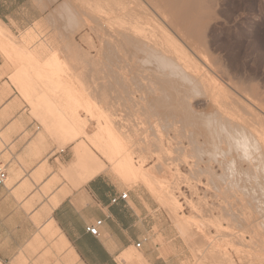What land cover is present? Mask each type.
<instances>
[{
    "label": "bare ground",
    "instance_id": "obj_1",
    "mask_svg": "<svg viewBox=\"0 0 264 264\" xmlns=\"http://www.w3.org/2000/svg\"><path fill=\"white\" fill-rule=\"evenodd\" d=\"M207 2V0H96L94 6H88L90 8L95 7L94 10L88 8V19H91V14L99 21V28H96L99 35L96 37L100 38L99 46L104 47L99 48L102 49L101 53L103 49L105 54L108 52L107 54L110 55L108 58L114 63L113 67L117 70L112 69V71H116V75H114L117 77V86L115 87L123 89L129 83L135 84L140 89L142 101L146 100L145 95H148L154 110L160 109L165 112V119L172 120V126L175 124L179 126L180 130H177L176 125L174 126L177 133L183 132V134L180 133L183 138L188 136L191 140L192 138L201 139L199 140L201 143H196L198 151L207 149L213 158L212 161H209L208 169L212 172L215 169L218 170L221 175L219 174L220 177L219 175L216 176L222 179L230 189L238 192L237 196L247 195L249 200L257 205L259 214L264 218V112L258 103L242 96L240 92L242 88L240 90L237 84L227 76L226 71L209 55L207 34L215 14L210 10V5ZM69 3L66 4L70 6L71 3ZM93 3H89V5ZM88 41L90 40L88 39ZM73 49L75 52L77 48ZM53 54L56 55L57 53ZM72 55L70 57L73 59L74 55ZM66 61L54 56L48 62V68L52 73L46 82L54 87V90H51L55 92L53 94H59L57 97L54 95V103H61L68 109V115L62 110V113H56L57 111L52 113L53 116L49 118L53 119V125L65 136V143L81 141L78 142L79 144H75L73 148L75 160L68 165L73 182L76 179L78 184L83 183L92 176L106 171L114 177L115 181L117 180V182L129 187L139 183H145L146 186L150 187L154 185L161 187L163 184L173 183L178 187V183L181 182L180 185H183L182 183L188 184L185 185L188 188L190 183L179 176L180 172L177 169L170 179L167 177L161 179L155 176L153 171L149 170L150 168L148 171H143L144 164L150 158L142 155L145 153L142 147L137 146L139 147L138 150L136 149L137 151L127 147L128 143L131 142L130 138L136 135V131L131 128L130 132L125 131L120 124L121 120L120 123H117L115 119H112L107 108H103L105 105L100 108V102L95 103L91 94L89 95L88 91L91 88L89 87L90 89L86 94L87 84L84 87L83 80L72 73L73 67H70L71 64L69 65ZM181 78L188 80L189 83H182ZM103 93L101 94L103 95ZM51 109L52 107L48 109L50 113ZM78 109H81L85 114L86 122L75 119ZM209 113L214 115L215 121L205 128L202 117ZM64 114L69 117L63 116ZM77 117L79 118V116ZM72 120L74 121L72 122ZM40 122L44 127L46 126L47 122L42 120ZM89 122H93L97 126L96 132L90 135L87 133ZM47 125L49 126L48 123ZM239 130L247 132L261 146V152L252 160L244 161L234 143ZM158 142V151L161 149L160 152L167 153L166 148L164 149L162 144ZM62 145L65 144L62 143L60 147H63ZM181 149L183 152L181 161L186 164L187 156L182 147ZM94 152L97 153V155L95 153L96 156ZM135 156L140 160L138 161L139 165L135 164L137 161L134 162ZM102 161L105 162L106 166ZM215 172L214 174H216ZM166 173H169L168 170ZM186 176L188 177V175ZM67 181L72 182L70 179ZM75 184L78 185L76 182ZM193 188L196 189L195 186ZM227 190L229 191V189ZM230 192L232 193V191ZM175 199L168 192H163V196L160 198L176 219L178 217H175L174 213L178 203ZM238 200L241 201V198ZM197 205L195 206L197 207ZM200 222L204 221L201 220ZM211 222L209 226L219 230L220 222L215 219ZM178 224L179 229L184 234L187 232L188 235V231H191L190 229L193 227L199 233L205 229L204 223L198 224L187 219L179 221ZM231 244L234 243L225 241L224 247ZM250 246H253V243ZM220 247L216 244L212 247L214 253L221 255V258L217 256L216 259L222 264H235L232 256H228L224 249H219ZM250 249L247 251L233 250L238 254V261L243 262L242 264H264V251L260 249L253 251V248L251 252ZM197 252H195L196 255L199 253ZM199 264H203L202 261Z\"/></svg>",
    "mask_w": 264,
    "mask_h": 264
},
{
    "label": "crops",
    "instance_id": "obj_2",
    "mask_svg": "<svg viewBox=\"0 0 264 264\" xmlns=\"http://www.w3.org/2000/svg\"><path fill=\"white\" fill-rule=\"evenodd\" d=\"M69 1L0 0V164L7 174L0 186V264H192L177 233L151 214L145 191L167 209L159 185L129 187L106 171L75 179L78 185L71 179L68 165L81 141L65 143L49 118L54 87L44 86L48 62L63 61L74 25ZM39 29L54 38L39 37ZM125 193L124 201L111 202ZM98 221L95 238L86 228Z\"/></svg>",
    "mask_w": 264,
    "mask_h": 264
},
{
    "label": "rangeland",
    "instance_id": "obj_3",
    "mask_svg": "<svg viewBox=\"0 0 264 264\" xmlns=\"http://www.w3.org/2000/svg\"><path fill=\"white\" fill-rule=\"evenodd\" d=\"M70 1L72 3L71 13L73 14L72 17H74V25H71V33L64 41L63 61L67 60V63L69 65L71 64L70 67H73L72 73L79 79L83 80V82L80 81L83 83L84 87L87 84L85 88L86 94L89 92V95L91 94L95 103L98 104L100 102V108H102L103 105H107L103 108H107L108 113L117 123H120L121 120L120 124H122L125 131L127 130L130 132V128L136 131V135L130 138L131 142L128 143L127 147L133 151H137V148L142 147V150L145 152L142 155L150 158L143 167H146V169L150 168L155 176L161 179H165V177L170 179L172 174L175 173V169H177L178 172H180L179 176L185 178V181L190 183L188 188L185 186L188 184L182 183L183 185H180L181 182H179L180 184L178 183V187L173 183H166L161 186V188L164 189V193L168 192L174 199L176 198V203H178L174 213L175 217H178L176 219L165 207L159 205L151 194L145 191L142 187L137 186V188L148 194L151 201V214L160 217L161 224L167 229V231L172 232V234L177 233V236L182 240L184 247L187 248L190 254L189 256L192 264H197L199 262L198 260L202 261L203 264H222V262H219L216 259L217 256H220L221 258V255L214 253L212 248L215 244L218 247L221 246L219 249H224L228 256H232L231 258L235 264H239V262L242 264L243 262L241 263V261H238L239 256L233 249L247 251L250 248H254L253 251H259V249L264 251V244H262L264 243V218L259 214L257 205L250 201L247 195L237 196L238 192L236 193V191L230 189L222 179H219L221 173L218 170L215 169L213 172L210 171V169H208V164L209 161L213 160L210 152H208L207 149H201L198 151L196 147V143H201V141L199 142L201 139L198 138L199 140H197V138H192L191 140L188 136L183 138V132H180L182 134L176 132V127H174L176 124L172 126V120L165 119V112L160 109L154 110L153 106L150 104V98L148 95H145L146 100H143L144 102L140 99V89L135 84L129 83L125 85L123 89L115 87L117 86V77L115 76L117 70L113 67L114 63L109 60L108 56L110 55L107 54L108 52H106V55L104 49L102 53V49H99L102 46H99L100 38H97V35H99V32H97L99 21L97 18L95 19V17L91 16V14V19H88V8L89 10L92 8V10L95 9V7L90 8L88 6H94L96 0ZM93 1L95 2L93 3ZM207 1V4L210 5V10L215 14L214 19L210 23V28L207 34L209 55L217 61L224 71H226L225 73L227 76L237 84L239 89L241 90L242 88L240 91L242 96L258 103L260 109L264 112V0ZM89 3L93 4L89 5ZM36 28L38 29L39 27L36 26ZM38 34L39 37L48 40L54 38L48 32L40 29L38 30ZM88 39L90 41H88ZM72 46L75 49L77 48L75 52ZM101 48L104 47L102 46ZM71 55L73 56V59L70 57ZM113 68L116 71H112ZM48 83L49 82H46L44 86L47 87L48 85V88L50 89L52 84ZM89 89L90 91H88ZM101 93H103V95ZM54 95L57 97L59 94H53V96ZM91 97L90 99H92ZM54 98L55 96L53 99L51 98L48 100V109L51 107L54 109V111L51 109V113L49 111V117L53 116L52 113L55 111H57L56 113H62L63 111V113L66 114L68 109H66L65 106H62L61 103H54ZM60 105L65 108L62 109ZM57 107L60 108L58 109ZM76 113H78L75 118L76 120L81 119L80 121L83 120L82 122H86V116L81 109H78ZM65 114L63 116H65ZM67 115L65 117L68 118L69 116ZM77 116L80 117L78 118ZM73 121L74 120H72V122ZM87 125L89 131H87V127L86 131L89 135L96 132L97 126L95 123L89 122ZM176 126L177 128L179 127L178 125ZM177 130H180V128ZM157 141L162 144L164 149L166 148L165 150L168 151L167 153L160 152L161 149L158 151ZM181 147L187 156L186 164L181 161L183 155ZM138 161L140 160L136 157L134 161L136 162L135 164L139 165ZM142 169L144 171V168ZM166 169L169 173H166ZM214 172L216 174H214ZM107 174L114 179L110 173ZM186 175H188V177ZM216 175H219V177ZM71 186L74 187L73 185ZM194 186L196 189L193 188ZM189 188L196 191H190ZM248 188L250 189L249 186ZM227 189H229V191ZM230 191H232L233 194ZM233 195L236 196L234 197ZM238 198H241V201L238 200ZM195 205H197V207ZM193 211L195 212L192 214ZM177 219H187L198 224L204 223L205 229L199 233L196 232L193 227L190 229L191 231L189 232V235L182 234L181 231L176 229L177 227L174 220L176 221ZM214 219L220 222L221 227L219 230H215L214 227L209 226ZM201 220L204 222H200ZM206 224L208 225L206 226ZM212 234L214 235L212 236ZM225 241H232L234 244H231V247H224ZM252 243L253 246H250ZM196 251L199 252H197V255L195 254Z\"/></svg>",
    "mask_w": 264,
    "mask_h": 264
},
{
    "label": "clouds",
    "instance_id": "obj_4",
    "mask_svg": "<svg viewBox=\"0 0 264 264\" xmlns=\"http://www.w3.org/2000/svg\"><path fill=\"white\" fill-rule=\"evenodd\" d=\"M182 83H189L188 80L182 79ZM203 126L207 128L211 123L215 121V117L213 114H205L202 117ZM234 143L236 144L237 148L240 151L241 158L244 161H249L254 159L256 155H258L261 152V146L258 142L254 141L247 132L243 130H239L237 133V137L234 139Z\"/></svg>",
    "mask_w": 264,
    "mask_h": 264
},
{
    "label": "built area",
    "instance_id": "obj_5",
    "mask_svg": "<svg viewBox=\"0 0 264 264\" xmlns=\"http://www.w3.org/2000/svg\"><path fill=\"white\" fill-rule=\"evenodd\" d=\"M7 181V174L5 172L4 166L0 164V186H4ZM127 198V194H122L119 198H114L111 202L116 203L118 200L124 201ZM101 224L100 221L96 222L93 225H90L86 228V232L93 237L98 236V226ZM136 247H139V244L136 245Z\"/></svg>",
    "mask_w": 264,
    "mask_h": 264
}]
</instances>
